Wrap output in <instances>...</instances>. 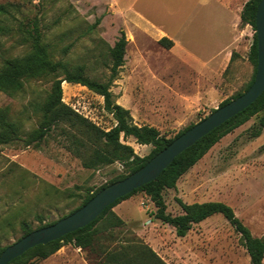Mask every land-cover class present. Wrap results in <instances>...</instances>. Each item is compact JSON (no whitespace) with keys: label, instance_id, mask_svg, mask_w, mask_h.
<instances>
[{"label":"rangeland","instance_id":"374dc122","mask_svg":"<svg viewBox=\"0 0 264 264\" xmlns=\"http://www.w3.org/2000/svg\"><path fill=\"white\" fill-rule=\"evenodd\" d=\"M0 5V63L29 49L25 36L36 23L53 60L83 64L88 76L105 81L107 49L122 30L127 44L123 64L110 83L112 98L129 110L133 123L152 125L166 137L242 90L252 73L247 52L253 29L240 18L226 48L235 52L234 61L225 72L226 66L218 65L224 51L201 71L178 60L186 49L205 60L228 41L230 13L222 14L210 0H0ZM166 32L185 51L177 49L176 54L160 45L158 38ZM50 84L47 75L26 80L17 92L0 90V107H7L8 117L19 123L20 137L37 127L33 102L44 98ZM61 87V101L74 113L103 130L114 125L101 95L79 83L62 81ZM263 114L256 113L222 136L179 177L175 188L163 191L167 211L180 212L175 197L186 203L222 201L252 235H264V127L252 136ZM120 141L141 156L151 147L132 136H120ZM97 145L81 128L65 122L38 146L25 145L21 138L0 143V246L21 235L20 219L31 228L56 220L75 208L87 191L123 173L119 161L84 166L87 149ZM113 207L124 222L113 228L117 239L148 246L166 264H249L239 234L221 214L177 237L174 227L152 217L154 205L143 192ZM10 218L12 226L1 221ZM100 242L113 243L105 238ZM94 257L68 243L28 264H92Z\"/></svg>","mask_w":264,"mask_h":264},{"label":"trees","instance_id":"16d2710c","mask_svg":"<svg viewBox=\"0 0 264 264\" xmlns=\"http://www.w3.org/2000/svg\"><path fill=\"white\" fill-rule=\"evenodd\" d=\"M258 1L259 0H245L239 13L240 23L249 24L253 29L252 40L247 52V59L252 66V73L242 90L223 99L218 106L241 94L253 80L256 66L254 14ZM1 10L2 5H0V11ZM31 30L28 31L25 36L30 42L29 49L20 56L7 57L0 63V90L10 93L17 92L22 89L26 80L47 75L51 77V84L44 98L40 101L33 102V109L38 112L39 115L37 127L29 130L22 137H20L19 123L8 117L7 107H0V143H8L21 138L25 145L38 146L45 140L46 136L54 127L60 122H65L71 126L81 128L84 133L92 137L96 143H98L97 146L87 149L88 153L83 159L84 166L96 167L119 161L124 168L123 173L116 175L108 182L99 185L93 190L87 191L82 197L81 202L68 213L85 203L102 187L122 179L129 173L137 170L156 152L166 146L174 137L193 124L190 123L186 127L178 130L173 136L166 137L161 135L159 130L152 125H138L133 123L129 110L113 100L109 87L111 80L116 77L119 67L123 64V56L127 44V39L122 30H120L119 36L114 41L113 45L109 46L107 49L109 73L105 81H100L88 76L86 74L85 65L83 64H70L62 59L53 60L46 45L41 42L36 23H33ZM158 43L165 48H170L172 45V41L166 36L159 38ZM234 57L235 52H231L224 72L232 64ZM62 81L79 83L89 90L101 95L103 98V107L112 115L115 121L114 125L107 130H103L74 113L61 101ZM263 110L264 90L255 101L245 109L232 116L227 121L202 136L193 145L179 153L155 179L116 199L104 208L95 219L83 227L77 228L48 243L37 244L26 250L20 256L12 259L8 264H28L31 260L46 258L62 245L68 243L96 254L92 264H166L148 246L143 244L129 245L128 239L119 240L114 233L113 228L122 225L124 222L112 210V207L121 200L139 191L148 196L153 203L154 210L152 211V217L159 220L161 223L174 227V232L177 237L184 236L193 224L213 214H221L239 234L241 243L249 256V264H264V235H252L249 228L235 215L231 206L222 201L215 200L186 203L179 197H175L180 207V212L172 214L167 211V205L163 196V191L168 188H175L176 181L179 177L192 167L222 136L243 124L251 116ZM263 127L264 114L260 117L257 128L252 131V136H258ZM120 136H132L136 143L150 145L149 152L142 156L134 153L130 145L120 141ZM37 220L40 222L42 221L40 216H37ZM56 220L40 224L36 228L48 225ZM1 221L3 224L13 225L11 218ZM18 225L22 231L20 236L34 229L30 227L25 219H20ZM104 238L113 242L112 245H103L101 242L99 243V240ZM6 245L7 244L0 246V252Z\"/></svg>","mask_w":264,"mask_h":264},{"label":"water","instance_id":"95a60500","mask_svg":"<svg viewBox=\"0 0 264 264\" xmlns=\"http://www.w3.org/2000/svg\"><path fill=\"white\" fill-rule=\"evenodd\" d=\"M256 66L250 85L238 96L215 107L156 152L137 170L99 189L85 203L53 223L34 228L8 243L0 252V264H8L29 248L55 240L95 219L104 208L133 189L155 179L171 161L198 139L236 115L264 90V0H259L254 14Z\"/></svg>","mask_w":264,"mask_h":264},{"label":"crops","instance_id":"0c3cea01","mask_svg":"<svg viewBox=\"0 0 264 264\" xmlns=\"http://www.w3.org/2000/svg\"><path fill=\"white\" fill-rule=\"evenodd\" d=\"M213 1L215 3H217L219 6V11L223 14L225 12L230 13V19H229V24H230V36L228 41L225 43L224 46L220 47L216 53H214L213 55L207 57L205 60L204 58H201L199 56H196L195 54L191 53L189 50L183 48L182 45L179 44V41L174 39L171 35H169L167 32L163 33V35H161L159 38H161L162 36H166L167 38H169L172 41V45L169 48L170 51H173L177 54V49L179 50H184L186 53V56L184 55H179L178 57H180L178 60H180L181 62H183L185 65H190L193 68H197L201 71L202 68H206L208 65V62L214 60V59H218L217 56L219 55V53H222L223 51L225 52L224 54L221 55L220 57V63L218 65H223L226 66L230 57V53L228 52V50H226V48L230 45L231 42V38L233 36V32L235 29V22L236 20H239V13L241 10V7L243 5V3L245 2V0L242 2V0H210ZM158 38V39H159ZM113 211L116 213L114 207H113ZM118 216L119 214L116 213Z\"/></svg>","mask_w":264,"mask_h":264}]
</instances>
